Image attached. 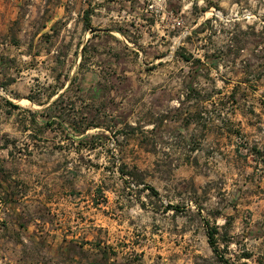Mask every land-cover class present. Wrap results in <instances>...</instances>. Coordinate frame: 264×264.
Instances as JSON below:
<instances>
[{
    "label": "rangeland",
    "instance_id": "1",
    "mask_svg": "<svg viewBox=\"0 0 264 264\" xmlns=\"http://www.w3.org/2000/svg\"><path fill=\"white\" fill-rule=\"evenodd\" d=\"M54 7L0 0V264H264V0Z\"/></svg>",
    "mask_w": 264,
    "mask_h": 264
},
{
    "label": "crops",
    "instance_id": "2",
    "mask_svg": "<svg viewBox=\"0 0 264 264\" xmlns=\"http://www.w3.org/2000/svg\"><path fill=\"white\" fill-rule=\"evenodd\" d=\"M147 0H55V7L52 16L53 21H68L70 23H77L84 30L92 33L96 32H116V29H112L107 25H99L98 28L94 27L95 21L111 22L121 19H137L140 21H147L146 10L142 7ZM89 21L90 27H85L84 22ZM189 61V60H186ZM191 86L187 87V90H192ZM257 148H260L257 146ZM259 166L262 163L256 162ZM264 182V180H263ZM262 182V183H263ZM264 192V183L262 184ZM259 197V196H258ZM261 208L259 206H252V209H245L246 212L251 213L250 210L254 208Z\"/></svg>",
    "mask_w": 264,
    "mask_h": 264
},
{
    "label": "trees",
    "instance_id": "3",
    "mask_svg": "<svg viewBox=\"0 0 264 264\" xmlns=\"http://www.w3.org/2000/svg\"><path fill=\"white\" fill-rule=\"evenodd\" d=\"M84 25H85V27H90V22H89V21H85V22H84ZM85 48H86V45H84L83 50H85ZM184 58H185L186 60H189V59L186 58V57H184ZM56 93H58L56 90H54L53 92H51L49 98H52L53 95H55ZM61 96H62V94L59 95V97H57L55 100H53V102H52L50 105L46 106V107H45V110H48V111L54 112V111L57 109V103L60 101ZM30 100H32V101H34V102H38V103H40V104H44V103H42V102L39 101V100L33 99L32 97H30ZM7 104H8L11 108H13V109H17V110L24 109L20 104L14 102V101H12V100H9V99H7ZM37 113H38V111L33 112V113H32V116L29 118V120H27V121L25 120V121H24L25 123H23V125H22V128H23L24 131L27 130V128H29V127H34V128H35V127H39V121L37 120V115H36ZM59 114H60L59 117H60L61 120H63L64 122H65L66 120H70V119H71V121H72L73 123H75V118H74V117H71V114H70L69 112L62 111V112L59 113ZM48 115L50 116V119H48V121H46L45 124L41 125V127H42V126H43V127H45V126H52L53 124L56 123V121H54V119H52V118H54L55 116H54L52 113H50V114H48ZM76 123H78V122L76 121ZM76 123H75L74 125H76ZM98 126H99V125H88V126H86L83 130H80V129H79V131H80L81 133H85L89 128H91V127H98ZM9 144H10L9 141H6V143H4V145H3L4 148H8V147L10 146ZM207 224H208V226H209V223H207ZM218 232H219V229H218V226H217V225L210 226V227L208 228V238H209V241H210L211 245L214 247V250H217V247H216V234H218Z\"/></svg>",
    "mask_w": 264,
    "mask_h": 264
}]
</instances>
